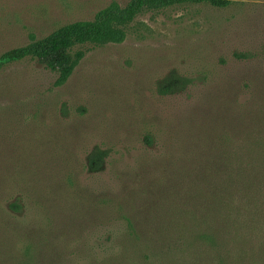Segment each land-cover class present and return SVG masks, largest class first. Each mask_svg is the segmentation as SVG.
<instances>
[{
  "label": "rangeland",
  "instance_id": "1",
  "mask_svg": "<svg viewBox=\"0 0 264 264\" xmlns=\"http://www.w3.org/2000/svg\"><path fill=\"white\" fill-rule=\"evenodd\" d=\"M130 1L0 0V60ZM227 1L76 46L60 86L2 63L0 264H264V0Z\"/></svg>",
  "mask_w": 264,
  "mask_h": 264
},
{
  "label": "trees",
  "instance_id": "2",
  "mask_svg": "<svg viewBox=\"0 0 264 264\" xmlns=\"http://www.w3.org/2000/svg\"><path fill=\"white\" fill-rule=\"evenodd\" d=\"M201 3L221 9L230 5L231 2L227 0H131L125 7L112 4L100 11L91 22L67 25L47 38L34 41L25 48L4 55L0 60V66L2 63L32 58L37 64L55 73L56 85L60 86L67 81L82 57L81 53H72L76 46L120 44L126 38V28L143 12ZM172 81L171 79L167 87L160 90L162 94L173 93L175 89L184 88L191 83V80L184 78ZM105 156V152L99 149L94 150L88 158L90 171L99 170Z\"/></svg>",
  "mask_w": 264,
  "mask_h": 264
}]
</instances>
